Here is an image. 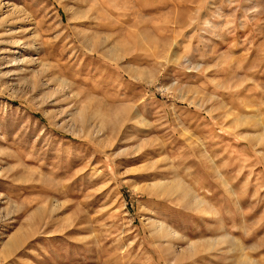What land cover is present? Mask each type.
Segmentation results:
<instances>
[{
    "label": "rangeland",
    "instance_id": "1",
    "mask_svg": "<svg viewBox=\"0 0 264 264\" xmlns=\"http://www.w3.org/2000/svg\"><path fill=\"white\" fill-rule=\"evenodd\" d=\"M0 151V264H264V0H0Z\"/></svg>",
    "mask_w": 264,
    "mask_h": 264
},
{
    "label": "bare ground",
    "instance_id": "2",
    "mask_svg": "<svg viewBox=\"0 0 264 264\" xmlns=\"http://www.w3.org/2000/svg\"><path fill=\"white\" fill-rule=\"evenodd\" d=\"M59 83H61V82H59ZM62 84H63V82H62ZM66 86V85H65ZM78 117H80V118H83V116H82V114H79V116ZM77 118V117H76ZM1 152V151H0ZM156 187H158V189H160L162 192H173V193H180V192H182V190H183V186H182V182L181 181H172V182H170V183H160V184H158V185H156ZM155 188V187H154ZM157 189V190H158ZM172 193V194H173ZM164 194V193H163ZM182 195V194H181ZM197 205V204H196ZM199 205V204H198ZM156 228L157 229H159V233L160 234H164V235H166V236H168V237H171V236H173V235H175L176 236V234H175V232H173L172 230L170 231L168 228H166V227H164L163 225H161V224H159V225H157L156 224ZM196 246V245H195ZM194 246V247H195ZM192 247H193V245H192ZM194 249V248H193Z\"/></svg>",
    "mask_w": 264,
    "mask_h": 264
}]
</instances>
